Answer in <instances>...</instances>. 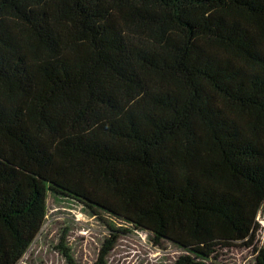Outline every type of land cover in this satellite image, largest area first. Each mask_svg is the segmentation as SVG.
Returning <instances> with one entry per match:
<instances>
[{"label":"trees","instance_id":"1","mask_svg":"<svg viewBox=\"0 0 264 264\" xmlns=\"http://www.w3.org/2000/svg\"><path fill=\"white\" fill-rule=\"evenodd\" d=\"M49 195L108 225L94 264L129 228L183 248L172 264L250 243L264 0H0V264L21 260Z\"/></svg>","mask_w":264,"mask_h":264},{"label":"rangeland","instance_id":"2","mask_svg":"<svg viewBox=\"0 0 264 264\" xmlns=\"http://www.w3.org/2000/svg\"><path fill=\"white\" fill-rule=\"evenodd\" d=\"M47 208L42 230L17 264H70L62 245L77 264H94L111 232L103 219L92 216L70 198L49 195ZM257 223L259 229L250 243L240 241L217 246V261L256 264L259 248L264 244V206L257 216ZM182 252L183 248L167 241L161 246L156 245L148 231L129 228L119 233L106 264H172Z\"/></svg>","mask_w":264,"mask_h":264}]
</instances>
